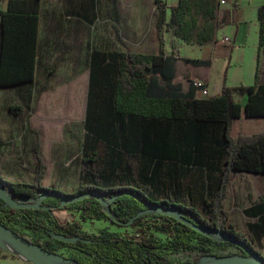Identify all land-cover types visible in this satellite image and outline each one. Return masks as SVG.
<instances>
[{
    "label": "trees",
    "instance_id": "1",
    "mask_svg": "<svg viewBox=\"0 0 264 264\" xmlns=\"http://www.w3.org/2000/svg\"><path fill=\"white\" fill-rule=\"evenodd\" d=\"M3 1L6 9L0 11V88L10 89L34 80L40 0H0ZM154 6L158 13L156 55L90 54L81 162L95 170L85 169L76 192L66 194L41 187L44 166L37 132L32 182L9 183L0 178L13 200L42 198L41 205L49 208L13 210L0 200V224L48 252L69 247L88 257L76 260L78 264L165 263L145 255L158 247L149 237L136 240L107 230L82 233L76 220L59 225L54 210L78 212L82 222L109 221L119 225L116 220L129 225L132 221L140 223L142 217L138 214L151 207L174 208L184 219L208 232H197L157 213L147 229L166 235L174 250L209 255L213 235L221 234L255 253L230 223L221 202L233 173L264 176V133L239 135L236 139L231 136L233 120L264 118V81L257 74L253 86H223L214 97L195 98L194 90L182 93L172 84L173 64L182 61L199 66L204 62L167 53L163 33L171 31L176 38L198 45L211 42L217 0H179L169 20L163 0H154ZM258 22L259 53L264 57V4L258 10ZM57 67L55 62L47 69V79ZM238 92L246 95L244 105L234 100ZM9 111L18 114L21 107L11 106ZM83 194L98 195L105 202L114 200L108 208L94 198L61 205L62 198ZM20 223L30 227L36 236L19 233L16 226ZM47 223L56 226L57 233L79 236L85 241L68 245L54 240ZM248 227L253 229L252 225ZM43 235L48 238L40 241Z\"/></svg>",
    "mask_w": 264,
    "mask_h": 264
},
{
    "label": "crops",
    "instance_id": "2",
    "mask_svg": "<svg viewBox=\"0 0 264 264\" xmlns=\"http://www.w3.org/2000/svg\"><path fill=\"white\" fill-rule=\"evenodd\" d=\"M163 1L169 20L172 8L178 5L179 0ZM263 4L264 0H227L225 5L217 6L215 34L211 42L198 45L194 41L184 42L173 36L186 46L196 47L199 55L183 57L178 50L177 53L172 50L169 52L165 48L167 53L183 59L200 60L204 64L195 66L182 61L175 62L172 84L184 94L194 90L195 98H200L198 90L193 87L197 81L203 83L207 97L220 94L223 86L251 87L256 83L257 74L264 81V57L259 53L258 45V10ZM5 9L6 2H0V11ZM157 16L154 0H40L34 80L10 89L0 88V141L11 137L14 139L12 126L16 118L12 120L13 114L9 108L19 102L25 106L31 102V111L34 113L29 118L30 131L34 127L41 128L45 125L48 134L50 131H57L61 123L69 126L83 124L91 52L156 55L159 48L155 28ZM164 34L166 33H163V37ZM223 37H228L231 44L222 43ZM55 62L58 67L47 79V69ZM178 65H181V71L177 70ZM38 75L42 77L41 80L37 79ZM242 98L245 102L246 95ZM60 109H65L66 112L63 121L57 116ZM68 109L71 111L68 112ZM239 120L235 119L231 124L233 139L244 135L240 133L239 126H234L238 125ZM250 124L261 128L264 119L252 118ZM258 130L254 134L264 133V129ZM51 141L54 149L50 153L44 151L42 142L39 141L44 175L52 164H58L57 171H65L68 160L73 159L71 156H64L57 135ZM79 142L81 144V140ZM14 159H17L16 156L4 150L3 144L0 145L2 180L12 182L8 173L16 167L21 168L20 161H23L24 156H20V161ZM32 167L35 173V157ZM79 178L80 176L77 185ZM0 264L29 263L17 256L0 253Z\"/></svg>",
    "mask_w": 264,
    "mask_h": 264
},
{
    "label": "rangeland",
    "instance_id": "3",
    "mask_svg": "<svg viewBox=\"0 0 264 264\" xmlns=\"http://www.w3.org/2000/svg\"><path fill=\"white\" fill-rule=\"evenodd\" d=\"M164 34L165 48L167 51H177L180 56L183 57H196L199 55L198 49L194 46H186L181 41L174 39L171 31L166 30ZM175 43V44H174ZM177 53V52H176ZM177 70L181 71V65L177 66ZM37 79L41 80V76H37ZM243 93L238 92L234 96V100L237 103H243ZM31 102L25 106L22 102L17 103L14 106H20L21 112L13 114V119L16 118L14 126V139L9 138L6 141H0V145L3 144L4 150H8L12 155L16 156V161H20V156H24L23 161H20L21 168L16 167L8 173L11 176L9 183H26L32 182L35 173L33 172L34 154L32 149L35 143V132L38 133L39 141L42 142L45 152L50 153L54 149L52 147L51 139L57 135L61 141V148L64 156H71L73 159H69L68 165L64 167L65 171H57L59 169L58 164H52L49 166V171L45 173L40 185L43 188H49L63 193L72 194L77 190L78 177L83 174L85 169L95 170V167L81 164L80 160L82 156L81 144L83 141V124L79 126H69L61 123L57 127V131L53 133L50 131L46 134L45 125L41 128H32L31 126ZM31 111V112H30ZM71 110L68 109V112ZM60 121L66 118L65 109H60L57 115ZM264 119V118H262ZM252 119H240L238 121L240 133L244 135L254 134L259 128L257 125L251 126ZM233 126V129H234ZM11 127V129H12ZM56 127V126H55ZM72 136V138H70ZM81 144H80V140ZM40 145V142H39ZM40 150V146H39ZM28 155L30 160H28ZM5 177V176H3ZM79 178V180H80ZM24 203H36L38 201L21 200ZM222 209L229 214V221L232 225L241 232L249 246L264 259V176L252 173H238L235 172L231 175L230 181L226 188L225 198L221 202ZM157 213L152 210H146L138 214L142 217L140 223H134L133 221L129 225H117L109 221H96L88 220L82 222L80 220V214L74 211L68 210H54L53 216L57 220L59 225L69 224L71 221L76 220L80 223V231L86 234H98L101 230H107L109 232H118L134 236L138 240L142 236L153 239L157 243V248L145 253L146 256H151L157 260H161L165 264H200L202 262H212L215 256L222 257H237L244 256L242 252L235 246L224 243L217 235H213L214 243L209 246V255H204L198 251H184L174 250L169 245V238L153 229H147V224L154 222V216ZM262 216V217H260ZM41 218L46 221L44 217ZM48 224V223H47ZM142 224V225H141ZM249 225L253 226V229H249ZM51 233H56L58 228L51 224H48ZM121 226V227H120ZM16 230L19 233L36 236V233L24 223H20L16 226ZM253 236L254 241L251 240ZM47 235H43L39 240H46ZM224 243V244H223ZM0 253L3 255L11 256L10 253L0 249ZM55 253L59 256L69 260L68 264H75L76 260H86L87 256L79 253L78 251L69 247H63ZM251 253H253L251 251ZM255 253H253L255 255Z\"/></svg>",
    "mask_w": 264,
    "mask_h": 264
},
{
    "label": "water",
    "instance_id": "4",
    "mask_svg": "<svg viewBox=\"0 0 264 264\" xmlns=\"http://www.w3.org/2000/svg\"><path fill=\"white\" fill-rule=\"evenodd\" d=\"M85 198H94L97 201L101 202L103 206L108 208L109 203H111L114 198L109 200V202L102 201L98 195H90V194H83L71 199H64L62 198L61 205L64 206L66 204H72L78 202ZM0 200H2L6 206L13 210H21V209H37L42 211H48V207L42 206V198L36 203H24L20 201H15L12 199L11 196L5 191L3 185L0 184ZM152 211L156 213H162L166 216L171 217L172 219L176 220L182 225H185L197 232L206 234L207 231L199 229L186 219L182 217L180 212L176 211L174 208L164 209V208H156L151 207ZM114 222L118 223L119 225H126L125 223H120L116 220ZM217 236L225 243H228L236 248L240 249L242 252L247 254V256H237V257H224V258H215L212 262H202L200 264H264V259L258 257L251 253V251L242 243H239L233 239L228 238L227 236L217 234ZM51 238L62 242L64 244L72 245L78 241H85L79 236L70 237L65 236L60 233H52ZM0 249L10 253L11 255L17 256L24 262L29 264H68L70 261L65 259L62 256L57 255L55 252H48L43 249L41 246L37 244H33L24 237L19 236L12 230L5 228L3 225L0 224ZM75 264H78L75 262Z\"/></svg>",
    "mask_w": 264,
    "mask_h": 264
},
{
    "label": "built area",
    "instance_id": "5",
    "mask_svg": "<svg viewBox=\"0 0 264 264\" xmlns=\"http://www.w3.org/2000/svg\"><path fill=\"white\" fill-rule=\"evenodd\" d=\"M226 3H227V0H217V6H223ZM221 42L225 43V44H231V40L228 37H223L221 39ZM193 87L196 90H198L200 98L207 97V95H208L207 90L205 89L202 82H200V81L194 82Z\"/></svg>",
    "mask_w": 264,
    "mask_h": 264
}]
</instances>
